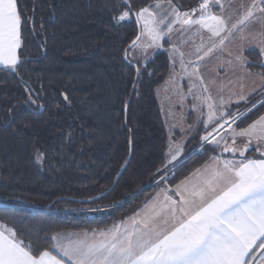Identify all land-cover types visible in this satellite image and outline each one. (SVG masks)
I'll list each match as a JSON object with an SVG mask.
<instances>
[{
    "label": "trees",
    "instance_id": "16d2710c",
    "mask_svg": "<svg viewBox=\"0 0 264 264\" xmlns=\"http://www.w3.org/2000/svg\"><path fill=\"white\" fill-rule=\"evenodd\" d=\"M197 1L172 4L188 11ZM155 2L167 0H130V8L136 14ZM17 4L23 41L18 71L0 69V223L26 243L51 250L54 235L110 228L163 184L172 187L217 153L205 145L171 171L165 167L167 132L155 92L168 75V58L160 52L142 65L129 58L132 48L127 57L138 74L131 94L135 72L122 54L136 26L131 14L118 21L128 9L122 0ZM245 56L247 68L264 77L260 56ZM29 96H38L40 106ZM263 114L264 99L237 128ZM130 143L129 162L112 187ZM103 193L88 204L67 200Z\"/></svg>",
    "mask_w": 264,
    "mask_h": 264
},
{
    "label": "snow or ice",
    "instance_id": "6c2138e0",
    "mask_svg": "<svg viewBox=\"0 0 264 264\" xmlns=\"http://www.w3.org/2000/svg\"><path fill=\"white\" fill-rule=\"evenodd\" d=\"M124 3L129 6L118 21H124L130 15V0H124ZM215 3L220 4V0ZM167 4L172 19H167L164 11L158 13L150 7L136 13L137 21L143 27L132 47L138 46L144 36L149 41L145 48H160L165 37H170L174 31V25L181 29L198 26V31L206 30L210 34L209 46L206 49L203 45L197 47V53L202 49L203 52L196 60L188 61L193 65L191 71L185 66L181 53V68L190 79L198 80L203 92L207 93L209 89L199 73L197 61L222 48L235 31H240L244 39L240 26L252 18L257 4L253 3L244 16L231 25L223 17L212 14L210 0H202L198 9L183 13L172 0H167ZM155 8L162 10L163 4L157 2ZM258 10L264 13V7ZM21 29L17 0H0V66L5 69L18 71V50L23 42ZM189 94H192V86ZM180 99L183 102L184 97ZM195 99L202 100L207 106V120L211 123L217 112L212 97L196 96ZM29 102L40 106L38 96H29ZM224 103L220 101L221 106ZM220 112L223 122L208 131L202 140L217 146L223 142L225 153L235 155L238 152L244 159L214 158L213 164L195 182L176 187L175 195L179 200L167 195L168 190H165L122 230L114 227L92 233L91 237L87 233L75 238L60 234L52 236L55 243L51 247L59 256L52 250L34 248L12 227L0 223V264H66V261L68 264H264V159L245 156L253 141L257 143V150L264 149V117L237 130L232 127L236 117L229 120L222 110ZM228 129H231V144L221 132ZM237 137L246 138L242 147L236 146ZM179 152L177 147L172 159ZM261 154L264 155V150Z\"/></svg>",
    "mask_w": 264,
    "mask_h": 264
},
{
    "label": "rangeland",
    "instance_id": "374dc122",
    "mask_svg": "<svg viewBox=\"0 0 264 264\" xmlns=\"http://www.w3.org/2000/svg\"><path fill=\"white\" fill-rule=\"evenodd\" d=\"M156 3H152L147 7L158 13L164 11L167 19H172L167 2H160L163 4L162 10L155 8ZM253 3L257 4V8L253 9L252 18L240 26L243 29L244 39L241 38L240 31H235L225 41L222 48H217L210 56L197 61L199 73L205 86L209 89L207 93L203 92V87L198 80H195V78L190 79L181 68V53L183 54L185 66L188 71H191L193 65L188 64V61L196 60L197 55H201L203 49L209 46L210 34L206 30L198 31V26L181 29L179 25H174V31L170 34V37H165L160 48H145L144 45L149 41L147 37L142 36L138 46L133 47L131 50L129 58L142 65L160 52L166 53L168 58V75L155 93L167 132L165 167L170 168L169 171L191 154L197 152L202 146L207 145L217 149V151L223 149V142L217 146L202 140V137L208 131L218 123L223 122L220 119V110L229 120L236 117L232 127L239 130L243 128H237L236 123L244 114L264 99V77L251 72L247 68L248 60L245 56L248 51L256 52L261 59L260 65L264 66V43H262L264 41V13L258 10L259 7H264V0H220V4H210V11L214 15L223 17L231 25L242 18ZM192 9L198 8L193 7ZM190 10L179 11L183 13ZM199 14V11L195 13L197 17ZM129 20L130 17H127L124 21ZM139 25L141 28L143 27L142 23H139ZM201 45H203V49L201 53H197L196 49ZM213 81L215 83H212ZM190 86H192V94H189ZM208 95L212 97V102L217 106L216 118L211 123L207 120V106L202 103V100L195 99L196 96L203 98ZM181 96L184 97L183 102H181ZM241 96L244 99H240ZM221 100L225 101L222 106L220 105ZM257 119L250 124L257 121ZM230 131L231 129H228V131L221 130L223 138L229 144H231L232 139ZM239 140L241 141L238 144ZM245 142L246 138L244 137L236 138L237 147H242ZM177 147L180 148L179 155L172 159V154ZM163 186L166 185L163 184Z\"/></svg>",
    "mask_w": 264,
    "mask_h": 264
},
{
    "label": "crops",
    "instance_id": "0c3cea01",
    "mask_svg": "<svg viewBox=\"0 0 264 264\" xmlns=\"http://www.w3.org/2000/svg\"><path fill=\"white\" fill-rule=\"evenodd\" d=\"M0 69H5V68L3 66H0ZM261 117H264V114ZM261 117H259L258 119H260ZM240 141L241 140L238 141V144L240 143ZM262 150H264V149H262ZM262 150H257V143H256V141H253L252 145L250 146L248 151L245 153V156L248 159H256V160L264 159V155L261 154ZM214 158H219L220 160H224V159H237V160L244 159L243 157L239 156L238 152L235 155H233L230 152L229 153H225L223 151V149L218 150L216 154L210 156L201 165H199L197 168H195L193 171H191L183 179H181L180 181L175 183L172 187L163 186V187L159 188L157 191H155L151 195V197L133 215H131L130 217L126 218L125 220L115 224L114 226H112L110 228H107V229H102V230L87 231V232H76V233H60V235H62L64 237L75 238V237H82L85 233H87L89 235V237H91L92 233H99V232H102V231L111 230L114 227H120L121 230H122L123 226H126L133 218L137 217V214H142L143 212H145L147 210L148 206L154 201V199L157 196H161L165 192V190H168L167 191V195L171 196L173 199L179 200V197L175 195L176 187L177 186H182L185 183L195 182L199 178V176L205 171V169L209 168L213 164ZM54 243L55 242L53 241V244ZM51 250L53 251L54 255L59 256V253L56 252L54 248H52ZM66 264H68L67 261H66Z\"/></svg>",
    "mask_w": 264,
    "mask_h": 264
},
{
    "label": "water",
    "instance_id": "95a60500",
    "mask_svg": "<svg viewBox=\"0 0 264 264\" xmlns=\"http://www.w3.org/2000/svg\"><path fill=\"white\" fill-rule=\"evenodd\" d=\"M122 3H124V0H122ZM124 4H125V3H124ZM125 5H126V4H125ZM126 6L128 7L129 5H126ZM130 14H131V16H132V18H133V21H134V23H135V26H136V37H135V39H134V40H136L137 36H140V35H141V27H140V25H139V23H138V21H137L136 14H135L132 10H131ZM134 40H133V41H134ZM133 41H132V42H133ZM132 42L126 47V49L124 50V52H123V54H122V60H123L126 64L130 65V66L134 69V72H135V75H134V81H133V86H132V90H131V94H132V91H133V87H134V85H135V83H136V80H137V74H138V68H137V66L134 65V64H131V63L129 62V60H128V57L126 58V54L128 55V52L133 48V47H132ZM128 103H129V101L127 102L126 107H125V109H124V114H125V115H126V113H127ZM130 156H131V143H130V146H129V154H128V157H127V159H126V161H125V163H124L122 169L120 170V172H119L118 175L116 176V178H115V180H114V182H113L112 187L116 184V182L118 181L120 175L122 174V172H123L124 169L126 168L127 163L129 162ZM144 190H145V189H144ZM105 195H106V193H103V194H101V195H99V196H97V197H93V198H91V199H87V200H73V199H67V200H70V201H73V202H80V203L88 204V203H93V202H95V201H97V200L103 198ZM56 203H57V201H54V202L51 203L50 205L46 206V207L44 208V211H49V210L51 209V207L54 206Z\"/></svg>",
    "mask_w": 264,
    "mask_h": 264
},
{
    "label": "built area",
    "instance_id": "2783aa9c",
    "mask_svg": "<svg viewBox=\"0 0 264 264\" xmlns=\"http://www.w3.org/2000/svg\"><path fill=\"white\" fill-rule=\"evenodd\" d=\"M202 2V0H198L197 2H196V4H195V8H198V6H199V4ZM211 3H215V0H210V4Z\"/></svg>",
    "mask_w": 264,
    "mask_h": 264
}]
</instances>
